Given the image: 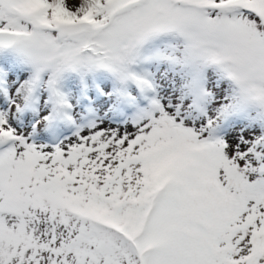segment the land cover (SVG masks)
Wrapping results in <instances>:
<instances>
[{
	"label": "snow or ice",
	"instance_id": "1",
	"mask_svg": "<svg viewBox=\"0 0 264 264\" xmlns=\"http://www.w3.org/2000/svg\"><path fill=\"white\" fill-rule=\"evenodd\" d=\"M0 264H264V0H0Z\"/></svg>",
	"mask_w": 264,
	"mask_h": 264
}]
</instances>
